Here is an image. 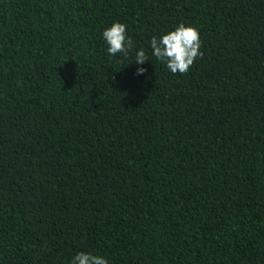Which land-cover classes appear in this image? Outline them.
<instances>
[{
    "label": "trees",
    "instance_id": "1",
    "mask_svg": "<svg viewBox=\"0 0 264 264\" xmlns=\"http://www.w3.org/2000/svg\"><path fill=\"white\" fill-rule=\"evenodd\" d=\"M179 24L203 55L172 74L149 41ZM81 251L264 264V0H0V264Z\"/></svg>",
    "mask_w": 264,
    "mask_h": 264
},
{
    "label": "clouds",
    "instance_id": "2",
    "mask_svg": "<svg viewBox=\"0 0 264 264\" xmlns=\"http://www.w3.org/2000/svg\"><path fill=\"white\" fill-rule=\"evenodd\" d=\"M101 38L106 46V52L110 56L122 55L127 57L133 48V41L127 32V26L115 21L111 26L103 29ZM151 55L165 65L172 74H184L194 64L198 57L203 55L199 51L200 33L194 27L185 24L177 25L163 35L152 36L149 41ZM149 57L144 49L135 52V62L138 65L136 75L143 76L147 69L142 65ZM70 264H109V261L100 255L91 252H77Z\"/></svg>",
    "mask_w": 264,
    "mask_h": 264
}]
</instances>
